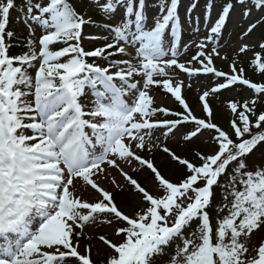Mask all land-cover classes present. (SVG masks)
Here are the masks:
<instances>
[{
    "label": "snow or ice",
    "instance_id": "snow-or-ice-1",
    "mask_svg": "<svg viewBox=\"0 0 264 264\" xmlns=\"http://www.w3.org/2000/svg\"><path fill=\"white\" fill-rule=\"evenodd\" d=\"M180 4L88 0L87 7L98 10L104 21L98 24L71 0H24L27 50L10 55L15 34L8 25L17 5L16 0H0V264H73L71 258L76 264H96L92 245L81 249L80 241L93 239L85 227L97 221L119 237H96L109 249L103 264H154L165 253L168 264H264V240L251 242L252 234L264 229V165L250 169L248 164L254 150H264V110L257 112L256 98L228 101L230 135L215 123L209 99L233 86H247L264 103V83L247 78L235 58L230 72L217 69L214 57L229 58L215 46L206 51L236 9L244 20L260 13L245 28V39L264 26V0H223L214 21L210 0L203 17L206 25L211 22L208 35L196 43L197 54L186 62L180 59ZM198 5L199 0H191L186 11L193 26ZM153 7L158 11L149 24ZM33 25L42 32L38 50ZM86 26L107 34L85 35ZM86 39L104 43L86 50ZM57 44L59 49L53 47ZM253 47L259 53L252 65L264 74V34L253 43L242 40L238 52ZM116 55L123 58L109 60ZM176 70L186 78H222L199 97L203 117L186 102L183 90L192 85L177 79ZM153 86L170 94L182 110L158 105ZM187 125L193 127L181 133L184 141L191 143L204 130H214L217 149L209 154L197 150L189 160L153 143L157 132L166 140ZM154 147L186 168L182 181H169L151 158L140 154ZM122 165L133 171L146 167L164 195L153 196ZM111 169L144 202L131 214L100 184ZM111 183L123 190L114 177ZM89 187L98 194L96 199L84 198ZM216 188L222 204L213 217L209 208Z\"/></svg>",
    "mask_w": 264,
    "mask_h": 264
},
{
    "label": "rangeland",
    "instance_id": "rangeland-1",
    "mask_svg": "<svg viewBox=\"0 0 264 264\" xmlns=\"http://www.w3.org/2000/svg\"><path fill=\"white\" fill-rule=\"evenodd\" d=\"M73 2L74 6L77 8L78 11L83 12L85 9L88 10L89 15L93 17L97 23H103L104 21L102 20V17L100 16L98 10H94L91 8L87 7L88 0H71ZM210 2V0H204L202 2V5H198L196 10L192 13V17L198 19V23L193 26L190 21L186 19V11L191 3V0H181V4L179 7V15L183 24V32H187L186 36L182 35V39L180 41V48H181V55L180 59L182 62H186L191 60L192 56L197 54V47L196 43H198L200 40H202L205 36L208 35L207 29L211 27V22H209L207 25L204 22V12L206 5ZM214 2L215 7L212 10V21L216 19V15L220 10L221 5L223 4V0H212ZM150 3H154V0H150ZM158 11L155 7L149 9V21L148 23L151 24L152 20L151 17L155 15V13ZM22 14V8L18 9L16 12H11L10 18H15L17 21L21 23V25H25L24 20L21 18ZM257 13H254L251 17V20H253L256 17ZM230 20V31L234 33L235 31H238L237 29L240 26H244L243 29L247 27V25L251 22V20H244L241 18L240 15V10L236 9L232 15L229 18ZM228 20V21H229ZM110 22V21H109ZM34 26V25H33ZM85 35H92V36H104L107 33L104 32L103 30L99 29L96 26H86L84 29ZM243 39H235V40H228L225 39L223 42V45H220L216 47L218 51L220 52L221 56L224 57H231L232 55L239 54L238 48L241 45V41ZM244 42L247 43H252L250 40H243ZM104 41L102 39H97V40H84L82 46L86 50H92L96 47L102 46ZM187 45V47H184ZM214 47V44H209L208 49L206 51H210L211 48ZM37 50H38V41H37ZM129 51H132V49H129ZM118 59H122L120 55H117ZM102 62V60H99V62ZM226 61L225 59H221L218 57H214V64L215 67L219 70H222L224 72H230V67L226 68ZM38 66V64H37ZM225 69V70H224ZM33 73L35 72V69L30 70ZM178 73L177 79H184L185 84H191V88H185L183 90V95L186 98L187 93L191 90L193 92V95L199 99L200 95L203 93V91L207 90V86L210 84V80L213 76L209 75L208 78L206 79L203 75L200 76L199 79H196L195 77H187V74L184 73H179V70H176ZM151 94L155 96L156 98V103L158 105L165 106L169 109H172L175 106V101L174 98L171 97L170 94H166L162 88H157L156 86L152 87ZM90 100V97L86 99V102ZM174 109V108H173ZM193 113L197 117H203V112L201 110V103L197 106L195 111ZM192 126V125H191ZM193 127V126H192ZM213 131V130H212ZM181 133H186L184 131V126L181 127L180 131L176 132L174 136H170L168 139H164L162 136H160V133L157 132L156 136L153 137V143L155 144H160L161 147L167 146L168 148H172L173 145H175L178 142H181L183 140V136ZM156 137H160L159 139H156ZM193 142H198L199 150L200 152H204L205 154L213 153L217 149V145L213 143V136L212 132H208L207 130H204L201 135L198 136V138H193ZM189 143V144H191ZM158 150H161V148L154 147L152 152H157ZM196 150V151H197ZM151 152V153H152ZM143 155V153H140ZM198 162V161H195ZM124 170L128 172L129 175H132L135 173L131 168H129L127 165H122ZM110 175L107 180L101 179L100 184L104 188H106L108 191L113 192V194L118 191L112 183L111 179L114 177L116 182L123 187L127 185L123 177L119 174V172L115 169L109 170ZM144 186L147 188V190L153 195V196H159L160 192L162 191L161 188L158 187V184L156 181L153 179H148L147 182L144 183ZM84 198L88 200H93L98 197V194L94 192V190L88 189V191L83 192ZM144 202L141 201L138 195H134L131 199L130 202H125L122 206L121 209L123 211L128 212L131 214L132 212L138 210L140 206H143ZM85 232L92 236L93 239L91 241H85L83 237H81V249L84 248L85 244H91L92 245V252L91 256L92 259L95 260L96 263L102 264V261L105 260V257L109 253V249L103 245L101 241H99L96 237L99 235H106L109 239L113 241H118L119 237H116L114 235V231L112 227L106 226V225H101L99 221H97L96 224H93L91 226H86L85 227ZM73 260V264H76L75 259L71 258Z\"/></svg>",
    "mask_w": 264,
    "mask_h": 264
},
{
    "label": "trees",
    "instance_id": "trees-1",
    "mask_svg": "<svg viewBox=\"0 0 264 264\" xmlns=\"http://www.w3.org/2000/svg\"><path fill=\"white\" fill-rule=\"evenodd\" d=\"M203 1L204 0H199V5H202ZM16 5L17 8L16 10H13V12H16L18 9L23 7L24 0H16ZM259 15L260 13H257L256 17L253 20H251V22H254L259 17ZM230 23L231 22L229 20L227 22L225 29L223 30L222 35L216 38V40L214 41L213 44L215 47L223 45L225 39L235 40L237 38L243 40H250L253 43L262 34H264V26H260L250 37L245 39L243 37V32L245 30L243 29L244 26H240L237 29L238 31L232 33L230 31ZM33 28L35 30L33 39L37 42L39 37L42 35V32L39 26L34 25ZM8 30L14 32L15 34L12 40L13 47L9 49L10 55H17L26 51L27 49L23 47V43L29 35L28 27L21 25V23L17 21V19L11 17L8 25ZM186 35L187 32H183V36ZM53 47L55 49H59L61 45L57 44L54 45ZM257 53H259V49L253 47L247 53H239L236 55H232L231 57H228L229 59H227L226 61V68L230 67L232 58H235L239 66L243 67L246 70L245 75L247 78H249L253 83H264V74L259 73V71L255 70L254 66L252 65V61L255 59ZM116 59H118L117 55L109 58V60H116ZM91 60L92 58H89L90 62ZM95 62L102 66H106V62L104 60H102V62L101 61L99 62V60L97 59ZM32 74L34 75L33 72ZM217 79H222V78L212 77L210 80V84H215ZM253 98H256L258 100L259 106L257 108V112H259L260 110H264V103L260 102L256 94L251 89H248L247 86H233V88L230 90H222L221 94L215 97H210L209 99L211 100V104L215 113V123H217L225 131L229 132V134L231 135L232 130L230 128V121L233 117L230 110L227 107V102L233 99L243 101L244 99H253ZM186 102L189 104V106L193 111H195L197 106L201 103L200 100L193 95V92L191 90L186 95ZM174 109L175 111L182 110L178 103L175 104ZM250 119H252L253 123L255 122L254 118L250 117ZM190 128H192L191 125L184 126V131L187 132L190 130ZM207 131L212 132V136H213L214 130L213 131L207 130ZM253 131H259V130L254 129ZM198 148H199L198 142H193L189 144L188 142L182 140L181 142H178L175 145H173L171 150L174 151L177 155L181 156L182 158H188L189 160H193V154ZM143 156H145L146 158H151L154 161L155 166L162 173V175H164L169 181L173 183H179L188 174L184 166L179 165L178 162L172 161L169 158V156L166 153H164L162 150H158L157 152H152V153L144 152ZM248 164L250 169L253 166L264 165V150H260V151L254 150V153L250 154L249 156ZM132 176L137 178L143 185L145 182H147L148 179H153L152 178L153 174L146 167L143 168L142 170L135 171V173L132 174ZM134 195L135 194L132 193L128 185L124 186L123 190L119 189L114 193L116 203L120 205V207L125 202H130ZM162 195H164L163 190L160 192L159 196ZM220 204H222L221 190L219 188H216L212 205L209 208L210 215L215 217L217 206ZM261 240H264V229L254 232L251 237V242L253 245H259ZM168 259H169L168 254L165 253L164 255L158 256L155 259L154 264H168Z\"/></svg>",
    "mask_w": 264,
    "mask_h": 264
}]
</instances>
